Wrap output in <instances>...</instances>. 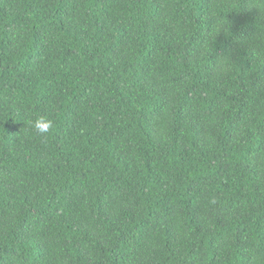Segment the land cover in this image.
Segmentation results:
<instances>
[{
    "label": "trees",
    "instance_id": "obj_1",
    "mask_svg": "<svg viewBox=\"0 0 264 264\" xmlns=\"http://www.w3.org/2000/svg\"><path fill=\"white\" fill-rule=\"evenodd\" d=\"M0 264H264V0H0Z\"/></svg>",
    "mask_w": 264,
    "mask_h": 264
},
{
    "label": "clouds",
    "instance_id": "obj_2",
    "mask_svg": "<svg viewBox=\"0 0 264 264\" xmlns=\"http://www.w3.org/2000/svg\"><path fill=\"white\" fill-rule=\"evenodd\" d=\"M28 126L33 129L35 133L45 136L53 129L54 122L43 115H38L28 122Z\"/></svg>",
    "mask_w": 264,
    "mask_h": 264
}]
</instances>
